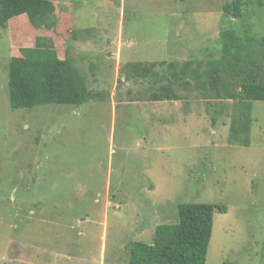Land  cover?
I'll return each instance as SVG.
<instances>
[{
    "label": "rangeland",
    "instance_id": "374dc122",
    "mask_svg": "<svg viewBox=\"0 0 264 264\" xmlns=\"http://www.w3.org/2000/svg\"><path fill=\"white\" fill-rule=\"evenodd\" d=\"M48 1L41 27L0 14V264H130L129 242L152 244L183 203L228 207L206 264H264V102L205 97L190 76L226 30L255 43L253 70L223 75L264 82V0ZM38 39L102 101L11 109L9 63Z\"/></svg>",
    "mask_w": 264,
    "mask_h": 264
},
{
    "label": "trees",
    "instance_id": "16d2710c",
    "mask_svg": "<svg viewBox=\"0 0 264 264\" xmlns=\"http://www.w3.org/2000/svg\"><path fill=\"white\" fill-rule=\"evenodd\" d=\"M54 6L48 0H0V14L5 21L26 15L35 27L44 26L53 13ZM227 14L240 19L241 7L231 3L224 8ZM38 39L36 47L23 48L19 57H13L8 68L9 102L13 110L31 109L45 105L79 106L100 102L102 93L93 92L87 86L74 62L61 59L54 46H42ZM223 55L220 60L208 63V70L196 69L191 80L205 97L215 100H232L250 104L264 102V82L249 77L238 86L223 75V68L231 74H247L248 63H242L241 51L252 47V40H244L234 31H222ZM262 46L263 42H256ZM254 66L255 64L252 63ZM141 76L152 74L149 68L137 65ZM168 67L169 77L183 88L190 83L182 82L187 70L176 72ZM209 91L211 95L207 94ZM162 100V99H160ZM226 214L228 207L219 204L183 203L177 208L178 223L156 227L152 244L131 241L130 264H206L213 236L215 213ZM227 264V263H224Z\"/></svg>",
    "mask_w": 264,
    "mask_h": 264
}]
</instances>
